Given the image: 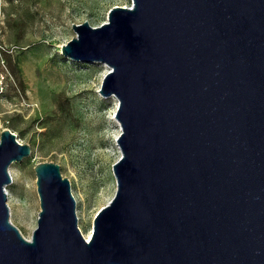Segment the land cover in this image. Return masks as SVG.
Masks as SVG:
<instances>
[{
	"label": "water",
	"instance_id": "water-1",
	"mask_svg": "<svg viewBox=\"0 0 264 264\" xmlns=\"http://www.w3.org/2000/svg\"><path fill=\"white\" fill-rule=\"evenodd\" d=\"M63 55L103 62L114 96L116 188L81 233L68 178L34 165L30 238L10 220L0 131V264H264V0H131L73 23Z\"/></svg>",
	"mask_w": 264,
	"mask_h": 264
},
{
	"label": "rangeland",
	"instance_id": "rangeland-1",
	"mask_svg": "<svg viewBox=\"0 0 264 264\" xmlns=\"http://www.w3.org/2000/svg\"><path fill=\"white\" fill-rule=\"evenodd\" d=\"M130 2L0 0V131L9 128L31 147L29 156L9 166L6 201L11 222L26 238L39 210L36 163H57L68 178L83 236L115 192L117 99L98 93L109 68L65 56L60 46L75 36L73 23L99 26L111 6Z\"/></svg>",
	"mask_w": 264,
	"mask_h": 264
},
{
	"label": "bare ground",
	"instance_id": "bare-ground-1",
	"mask_svg": "<svg viewBox=\"0 0 264 264\" xmlns=\"http://www.w3.org/2000/svg\"><path fill=\"white\" fill-rule=\"evenodd\" d=\"M116 106H117V104H116ZM115 109H116V107H115ZM115 109H114V110H115ZM90 235H91V231L88 232V233H86V234L84 235V237L88 240V239L90 238Z\"/></svg>",
	"mask_w": 264,
	"mask_h": 264
}]
</instances>
